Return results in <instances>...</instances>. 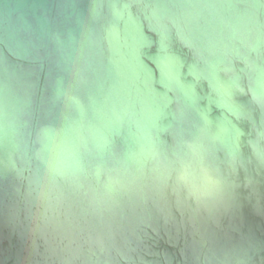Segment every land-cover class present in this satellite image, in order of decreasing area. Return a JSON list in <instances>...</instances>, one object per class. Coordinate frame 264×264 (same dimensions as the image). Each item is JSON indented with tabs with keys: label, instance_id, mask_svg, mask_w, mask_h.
I'll return each mask as SVG.
<instances>
[{
	"label": "water",
	"instance_id": "water-1",
	"mask_svg": "<svg viewBox=\"0 0 264 264\" xmlns=\"http://www.w3.org/2000/svg\"><path fill=\"white\" fill-rule=\"evenodd\" d=\"M0 264H264V0H0Z\"/></svg>",
	"mask_w": 264,
	"mask_h": 264
}]
</instances>
